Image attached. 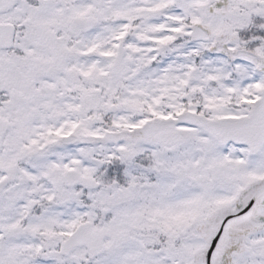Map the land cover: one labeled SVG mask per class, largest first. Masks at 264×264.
Segmentation results:
<instances>
[{
  "label": "snow or ice",
  "instance_id": "obj_1",
  "mask_svg": "<svg viewBox=\"0 0 264 264\" xmlns=\"http://www.w3.org/2000/svg\"><path fill=\"white\" fill-rule=\"evenodd\" d=\"M0 264H264V0H0Z\"/></svg>",
  "mask_w": 264,
  "mask_h": 264
}]
</instances>
